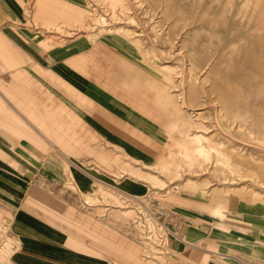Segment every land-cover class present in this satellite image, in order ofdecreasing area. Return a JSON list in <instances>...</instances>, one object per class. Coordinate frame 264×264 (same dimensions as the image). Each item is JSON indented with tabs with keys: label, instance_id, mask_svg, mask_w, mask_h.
Masks as SVG:
<instances>
[{
	"label": "crops",
	"instance_id": "0c3cea01",
	"mask_svg": "<svg viewBox=\"0 0 264 264\" xmlns=\"http://www.w3.org/2000/svg\"><path fill=\"white\" fill-rule=\"evenodd\" d=\"M98 1L0 0V228L10 264L152 261L132 222L148 185L128 172L132 159L154 157L160 120L133 91L149 73L133 42L89 24ZM175 199L155 264H264V208Z\"/></svg>",
	"mask_w": 264,
	"mask_h": 264
},
{
	"label": "rangeland",
	"instance_id": "374dc122",
	"mask_svg": "<svg viewBox=\"0 0 264 264\" xmlns=\"http://www.w3.org/2000/svg\"><path fill=\"white\" fill-rule=\"evenodd\" d=\"M139 1L99 0L89 21L100 36L133 42L134 54H140L149 68L133 91L160 120L152 140L148 139L149 145L155 146L148 148L154 157L145 163L132 159L128 173L148 185L147 196L168 207L176 202L175 197H189L212 207L244 204L263 209L264 0ZM127 20L131 24L125 23ZM139 31L144 34L137 36ZM187 62L196 64L189 72L196 97L192 94L185 105L178 98L180 92L166 87L178 84L177 75ZM164 64L171 66L169 76L161 69ZM169 77L173 78L170 83ZM111 81L120 83L122 79L113 77ZM156 85L160 91L155 90ZM219 99L226 117L217 114ZM187 120L193 123L191 133H203L211 140H203L211 155L169 175L155 168V161L159 156L168 162L173 159L170 144L178 136L177 123ZM132 203L140 207L136 200ZM135 214L132 212L133 225H137ZM135 228L143 238L138 225ZM7 235L0 228V264H10L11 240ZM147 245L152 255L150 264L168 249L157 254L154 246Z\"/></svg>",
	"mask_w": 264,
	"mask_h": 264
},
{
	"label": "bare ground",
	"instance_id": "6f19581e",
	"mask_svg": "<svg viewBox=\"0 0 264 264\" xmlns=\"http://www.w3.org/2000/svg\"><path fill=\"white\" fill-rule=\"evenodd\" d=\"M136 1L140 2L139 0H136ZM125 23H130V21L127 20V22ZM136 34H138L137 36H142L144 32L139 31ZM198 66H200V64H198ZM195 67H196L195 62H192V63L187 62L186 64H183V68H181L180 70L181 74L177 75L178 84L174 86L173 83H170V81L173 78L169 77L170 87H166V88H171V87L175 88L174 90H176L177 92H180V95L178 96V98L185 105L186 103L188 104L190 103V100L192 99V94L194 97H196V89H191V85L194 84L195 82L193 81L192 76H189V72L191 73L192 69ZM161 69L163 73L165 75L167 74L168 76H169V73L171 72L170 70H172L171 66L168 64H164L161 67ZM217 101L220 103V109L217 110V114L226 117L227 113L224 111L225 108L222 104L221 99ZM199 113L201 112H198L197 114ZM192 125H193L192 120H187L185 122L177 123L178 136L173 137L171 144H170V151H171V156L173 159L170 162H168L165 160V157L159 156L155 161V168L169 175H172V174L175 175V174L180 173L184 169L183 167L185 166L193 167L196 164H199L210 158V155H211L210 151L203 143V140L206 139L209 142H211V140L208 137H206L203 133L201 134L199 132L191 133L190 130H191ZM225 158H226L225 160L226 163L229 164L230 162L229 156H226ZM153 180H156V179L154 178ZM240 194L242 196H245L246 193L240 191Z\"/></svg>",
	"mask_w": 264,
	"mask_h": 264
},
{
	"label": "built area",
	"instance_id": "2783aa9c",
	"mask_svg": "<svg viewBox=\"0 0 264 264\" xmlns=\"http://www.w3.org/2000/svg\"><path fill=\"white\" fill-rule=\"evenodd\" d=\"M135 222L140 228L143 239L154 246L158 251L164 252L168 248L170 234L173 232L168 222L171 219L167 206L160 201L146 197L137 201Z\"/></svg>",
	"mask_w": 264,
	"mask_h": 264
}]
</instances>
